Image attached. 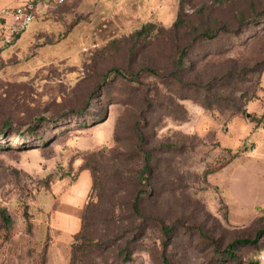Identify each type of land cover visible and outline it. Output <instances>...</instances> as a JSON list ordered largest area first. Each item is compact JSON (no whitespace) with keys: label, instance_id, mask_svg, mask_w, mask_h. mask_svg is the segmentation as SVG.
<instances>
[{"label":"rangeland","instance_id":"1","mask_svg":"<svg viewBox=\"0 0 264 264\" xmlns=\"http://www.w3.org/2000/svg\"><path fill=\"white\" fill-rule=\"evenodd\" d=\"M262 11L264 0H71L0 34V211L11 218L0 214V264H45V209L84 167L95 188L71 264H250L264 233L235 256L227 247L254 238L264 215L230 206L223 164L263 133ZM117 67L129 77L105 78Z\"/></svg>","mask_w":264,"mask_h":264},{"label":"crops","instance_id":"2","mask_svg":"<svg viewBox=\"0 0 264 264\" xmlns=\"http://www.w3.org/2000/svg\"><path fill=\"white\" fill-rule=\"evenodd\" d=\"M23 1L0 0V11L3 8L15 7ZM69 1L71 0H67L66 3ZM53 7L57 6L38 0L35 16ZM12 20L10 15L3 18V21L7 22ZM258 114L264 116V107ZM262 129L263 133L253 140L252 145H246L223 167L226 172L225 193L229 197V204L234 210L236 208L246 214L256 210V215H264V146L260 142L261 138H264V126ZM66 179L57 184L59 188L64 186L65 189L58 192V197L49 203L48 209H45L51 215V220L53 219V226L47 227L45 232V238L49 242L45 248V264H69L70 242L81 226L78 211L84 206L92 187V177L88 169H83L71 183ZM55 203L59 204L60 208H56ZM261 252L264 253V250Z\"/></svg>","mask_w":264,"mask_h":264},{"label":"trees","instance_id":"3","mask_svg":"<svg viewBox=\"0 0 264 264\" xmlns=\"http://www.w3.org/2000/svg\"><path fill=\"white\" fill-rule=\"evenodd\" d=\"M62 5V4H61ZM54 6H59V5H54ZM256 14V19H258L259 20V18H261V17H263L264 16V11H262V12H260V13H255ZM179 24H180V15H179V17H178V19L176 20V22L174 23V25H173V27H178L179 26ZM151 25L150 24H144L143 26H142V28L138 31V34L139 35H142V34H144L145 32H147L148 31V29H149V27H150ZM185 52V50H183V52H182V54ZM180 62H181V60H180ZM149 70H151L152 71V69H149ZM115 75H122V76H124V77H129V75H130V73H128L127 72V70H125V69H123V68H120V67H117V68H113L112 70H110L107 74H106V77L105 78H107V79H109V78H111V77H113V76H115ZM134 78L137 76V74H131ZM88 104L85 106V107H83L82 109H78V110H75V109H73L72 110V112L73 113H76V112H84V111H86L87 109H88ZM245 114H247L249 117L251 116L248 112H245ZM101 119V120H100ZM106 119V117H103L102 115H98L97 117H96V119H95V121H94V123H98V122H101V121H104ZM98 120V121H97ZM30 128H32L31 126H30ZM236 152H234V155L233 156H231L227 161H225V163L223 164V166L226 164V163H228V162H230L231 160H233L234 158H235V156H236V154H235ZM85 169H88L89 171H90V173H91V177H92V187H91V190H90V193H89V195H88V197H90V194H92L93 193V191H94V188H95V180H94V177H93V173H92V170L91 169H89V167H84ZM149 168V162H148V159L146 160V164H145V169H147V171L149 170L150 171V169H148ZM149 175H150V173H149ZM75 179H76V177H75ZM74 179V180H75ZM73 180V181H74ZM73 181H71V182H73ZM140 198H141V195L138 193L136 196H135V198L133 199V201H132V209L134 210V211H139V206H140ZM88 203V202H87ZM88 205V204H87ZM0 214H1V216H2V218H3V220H4V222L5 223H7V222H10V217L8 216V214H7V212H6V209H1V211H0ZM80 224H81V226H80V229H79V231L78 232H76L74 235H73V239H75V240H78V239H83L84 241L87 239V234H86V226H85V223L83 222V218L81 217V215H80ZM263 233H264V229H259L257 232H256V235H255V237L254 238H239V239H236L233 243H230L229 244V246L227 247V253H231V255H233V256H235V254H232V252H233V250L235 249V248H237V246H239V245H242V244H246V243H252V244H255V243H258L259 241H260V239L262 238V236H263ZM71 244L72 245H74V247L76 246V241L75 242H71ZM81 246L82 245H80V246H76L75 247V249H74V247H73V256H75V254H76V251L77 250H81ZM69 264H71V254H70V256H69ZM73 264H75V263H73ZM250 264H257V262H255V261H251V263Z\"/></svg>","mask_w":264,"mask_h":264},{"label":"built area","instance_id":"4","mask_svg":"<svg viewBox=\"0 0 264 264\" xmlns=\"http://www.w3.org/2000/svg\"><path fill=\"white\" fill-rule=\"evenodd\" d=\"M38 0H24L21 4L12 8H3L0 11V34L6 41L23 32L34 20L36 2ZM67 0H44L51 5H61ZM12 16V22L3 21V18ZM253 261L264 264V253L254 256Z\"/></svg>","mask_w":264,"mask_h":264}]
</instances>
